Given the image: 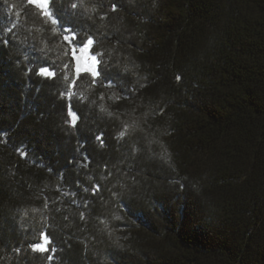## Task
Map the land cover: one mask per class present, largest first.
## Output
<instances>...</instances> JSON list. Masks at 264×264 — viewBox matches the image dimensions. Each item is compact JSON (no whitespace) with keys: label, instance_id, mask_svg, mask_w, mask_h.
<instances>
[{"label":"trees","instance_id":"1","mask_svg":"<svg viewBox=\"0 0 264 264\" xmlns=\"http://www.w3.org/2000/svg\"><path fill=\"white\" fill-rule=\"evenodd\" d=\"M52 8L114 83L0 0V264H264V0Z\"/></svg>","mask_w":264,"mask_h":264},{"label":"snow or ice","instance_id":"2","mask_svg":"<svg viewBox=\"0 0 264 264\" xmlns=\"http://www.w3.org/2000/svg\"><path fill=\"white\" fill-rule=\"evenodd\" d=\"M52 2L53 0H27V3L33 7H36L39 11V14L41 17H47L52 19L53 23L58 26V28H61V30L65 33H67L64 36L65 42L69 45L72 51V60L76 62L75 72H76V80L80 79L81 76V69L79 67V55L82 54L85 51L89 52L90 58L94 61H96V66L94 68L85 69L91 77L93 81V85L98 83L103 77L100 71V61L98 60L96 55H93L91 53V46L94 45L95 40L93 37L89 36L87 40L83 42H79V36L77 35V32L73 30L71 25H61L60 18L57 17L53 11L52 8ZM79 7V5L75 2L71 4V8L73 10H76ZM116 5L113 4V8L115 9ZM7 43V41H5ZM67 68L68 65H65ZM29 74L32 72V68H29ZM35 73L37 76H41L44 79H54L56 76V71L53 67H51L47 62L42 64L41 66L37 67L35 69ZM65 79H68L66 76ZM104 82L111 86L113 85V81L107 78H103ZM177 79L179 80L180 77L178 76ZM75 83L71 85V87H74ZM63 95V94H62ZM69 96L72 95V93H68ZM69 114L73 115L75 117V114L71 110V106L69 107ZM73 127H75V123L72 124ZM0 135H6V134H0ZM123 135V133H121ZM98 140L102 143V136L97 137ZM26 157V152L22 153V158ZM52 243L51 238L48 236L46 232L40 233V239L38 242L33 243L30 245L33 251H41V252H48L49 251V245ZM52 251H55V249H52ZM49 259H52L50 256Z\"/></svg>","mask_w":264,"mask_h":264}]
</instances>
